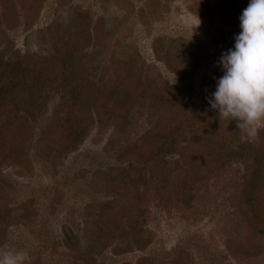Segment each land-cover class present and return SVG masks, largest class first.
<instances>
[{"label": "rangeland", "instance_id": "rangeland-1", "mask_svg": "<svg viewBox=\"0 0 264 264\" xmlns=\"http://www.w3.org/2000/svg\"><path fill=\"white\" fill-rule=\"evenodd\" d=\"M248 2L0 0V251L264 264V127L207 103Z\"/></svg>", "mask_w": 264, "mask_h": 264}, {"label": "clouds", "instance_id": "clouds-1", "mask_svg": "<svg viewBox=\"0 0 264 264\" xmlns=\"http://www.w3.org/2000/svg\"><path fill=\"white\" fill-rule=\"evenodd\" d=\"M239 21L234 46L219 58L223 74L207 103L220 121L235 122L243 143L252 142L264 127V0H249ZM26 255L0 251V264H25Z\"/></svg>", "mask_w": 264, "mask_h": 264}, {"label": "trees", "instance_id": "trees-1", "mask_svg": "<svg viewBox=\"0 0 264 264\" xmlns=\"http://www.w3.org/2000/svg\"><path fill=\"white\" fill-rule=\"evenodd\" d=\"M16 66V65H15ZM25 69V67L23 66V67H21V66H19V71L20 70H24Z\"/></svg>", "mask_w": 264, "mask_h": 264}]
</instances>
